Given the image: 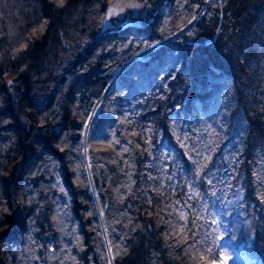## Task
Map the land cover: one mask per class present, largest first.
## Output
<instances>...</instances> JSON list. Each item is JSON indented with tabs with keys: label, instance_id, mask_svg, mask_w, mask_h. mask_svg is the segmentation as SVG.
<instances>
[{
	"label": "trees",
	"instance_id": "16d2710c",
	"mask_svg": "<svg viewBox=\"0 0 264 264\" xmlns=\"http://www.w3.org/2000/svg\"><path fill=\"white\" fill-rule=\"evenodd\" d=\"M112 1L0 0V264H264V0Z\"/></svg>",
	"mask_w": 264,
	"mask_h": 264
},
{
	"label": "rangeland",
	"instance_id": "374dc122",
	"mask_svg": "<svg viewBox=\"0 0 264 264\" xmlns=\"http://www.w3.org/2000/svg\"><path fill=\"white\" fill-rule=\"evenodd\" d=\"M134 5H139V7H133ZM144 7L145 5H143V3L137 0H113L108 6L107 13H106L107 16L103 20L106 24H109L111 22L110 18H112V20L113 18H117V21L119 22L123 19L125 13L131 12V13H134L135 15H139L141 11L145 12L142 9ZM113 8H115V14L112 16H109L108 13ZM143 14H147V13H143ZM220 252L226 264H251L249 259L246 257L247 254L245 256L243 253L235 250L234 248L232 249L226 246Z\"/></svg>",
	"mask_w": 264,
	"mask_h": 264
},
{
	"label": "snow or ice",
	"instance_id": "6c2138e0",
	"mask_svg": "<svg viewBox=\"0 0 264 264\" xmlns=\"http://www.w3.org/2000/svg\"><path fill=\"white\" fill-rule=\"evenodd\" d=\"M133 7H139V5H134ZM114 14H115V8L111 9V10L109 11V13H108L109 16H112V15H114ZM195 19H196V17L193 16V20H195ZM189 23H191V21H189ZM157 43H159V42H157ZM150 47H154V45H152V46H150ZM117 143H119V142L117 141ZM108 147L111 148L112 145L109 144ZM124 151L127 152L128 149L125 148ZM191 151L194 152V153L196 154V157H197V159H195V160L192 161L193 164L197 165L198 168H199V170H200L201 172H204V175H205V176H211V175H213L211 169H210L209 166H208V162H211V161H212V157H211V156H205V157H203V159L205 160V163L201 164V163H200L201 153H200L195 147H193V148L191 149ZM190 159H191V157H190ZM177 164H179V161H177ZM206 169H207V171H205ZM150 178H151V177H150ZM169 179H170V178H169ZM208 183L211 184V183H212V180L209 179V180H208ZM181 219H185V215H184L183 213H181ZM210 264H215V261L210 262Z\"/></svg>",
	"mask_w": 264,
	"mask_h": 264
}]
</instances>
